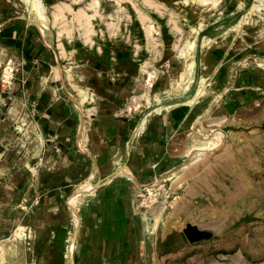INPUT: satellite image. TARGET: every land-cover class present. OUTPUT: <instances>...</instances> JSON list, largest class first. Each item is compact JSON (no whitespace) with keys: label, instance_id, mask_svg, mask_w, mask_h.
Returning a JSON list of instances; mask_svg holds the SVG:
<instances>
[{"label":"rangeland","instance_id":"374dc122","mask_svg":"<svg viewBox=\"0 0 264 264\" xmlns=\"http://www.w3.org/2000/svg\"><path fill=\"white\" fill-rule=\"evenodd\" d=\"M28 1L0 0V242L10 247L0 264H79L75 227L41 220L56 143L23 139L16 125L28 113L42 137L32 100L43 87L70 108L63 116L82 118L101 110L81 103L80 87L113 90L109 110L135 122L191 107L202 88L192 128L175 140L176 166L134 184L137 264H264V93L228 109L221 97L241 75L264 72V0H39L40 11Z\"/></svg>","mask_w":264,"mask_h":264},{"label":"crops","instance_id":"0c3cea01","mask_svg":"<svg viewBox=\"0 0 264 264\" xmlns=\"http://www.w3.org/2000/svg\"><path fill=\"white\" fill-rule=\"evenodd\" d=\"M206 39L207 36L203 42ZM183 49L181 55H185ZM223 57L224 62L229 60L227 54ZM190 61L188 58L184 70ZM76 65L77 68L71 69L72 75L76 80H83L85 73L82 67L78 68V63ZM193 65L186 83H180L184 70L179 75L178 85L184 86L185 91H189L193 84L195 57ZM240 77L239 85L224 88L221 97L226 109L242 105L244 95L257 98L261 94L258 91L264 93V72L255 70ZM104 88L96 91L95 87H80L81 103L90 105L95 102L92 108L101 110L93 117L82 118L79 115L63 116L66 113L62 110L71 113L70 108L60 101L56 103L55 97L43 87L38 92L39 98L33 96L32 100H37L42 115L48 116H39L42 137L28 113L17 115L16 125L23 139L36 134L41 141H55V155L61 159L52 174L50 186L42 195L41 220L44 225L52 229L75 227L79 232V264H137L139 239L129 222V212L135 200L134 184L141 186L149 178L160 176L176 166L179 160L175 140L183 131L192 128L198 109L195 104L203 103L196 99L204 91L200 88L197 98L186 101L185 104L191 105L189 108H185L184 103L178 104L135 122L132 119L135 115L128 116L124 111L119 116L112 108L109 110L107 105L112 103L107 96L116 92ZM99 91L102 96L97 94ZM123 107L115 108L121 110ZM102 108L106 110L104 114ZM90 113L94 114L93 111ZM76 186L77 191L74 190ZM80 197L84 200L82 206L74 208Z\"/></svg>","mask_w":264,"mask_h":264},{"label":"bare ground","instance_id":"6f19581e","mask_svg":"<svg viewBox=\"0 0 264 264\" xmlns=\"http://www.w3.org/2000/svg\"><path fill=\"white\" fill-rule=\"evenodd\" d=\"M29 3V6L32 7L33 9H36L38 11L41 10V4H40V1L39 0H29L28 1ZM184 53H188V56L189 58H191V61L189 65L194 66V57H195V51H196V43H195V40H191L189 43H188V46L184 48ZM9 244H5L3 242H0V250H6V249H9L10 247L8 246Z\"/></svg>","mask_w":264,"mask_h":264}]
</instances>
